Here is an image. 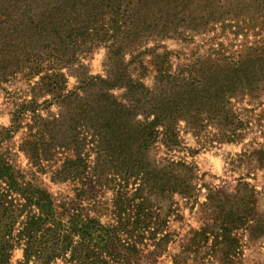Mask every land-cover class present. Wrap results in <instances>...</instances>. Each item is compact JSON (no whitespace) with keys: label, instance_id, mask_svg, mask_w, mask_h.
Returning a JSON list of instances; mask_svg holds the SVG:
<instances>
[{"label":"trees","instance_id":"16d2710c","mask_svg":"<svg viewBox=\"0 0 264 264\" xmlns=\"http://www.w3.org/2000/svg\"><path fill=\"white\" fill-rule=\"evenodd\" d=\"M220 1L0 0V92L22 79L28 93L0 135L13 138L24 130L18 150L30 165L23 172L0 153V264H10L16 249L23 250L19 264H145L159 254L168 235L158 238L152 226L158 212L146 187L187 198L194 188L152 166L151 147L160 139L178 147L181 123L196 138L213 128L222 143L241 140L243 123L232 101L264 80V71L253 69L264 58L254 54L240 61L195 54L174 67V52L148 47L156 39H188L224 20H241L221 11ZM229 2L227 9L234 5ZM101 46L104 75H92L85 61ZM251 155L264 165V150ZM46 173L58 184L84 185L89 177L100 186L112 175L135 188L128 198L116 192V220L103 224L100 216L84 213L81 199L92 200L84 186L69 208L38 182L37 174ZM240 186L234 194L209 196L213 226L195 233L211 246L220 239L223 262L231 260L239 231L264 238V215L244 193L251 192L248 184ZM146 240L154 247L150 257L140 249Z\"/></svg>","mask_w":264,"mask_h":264},{"label":"rangeland","instance_id":"374dc122","mask_svg":"<svg viewBox=\"0 0 264 264\" xmlns=\"http://www.w3.org/2000/svg\"><path fill=\"white\" fill-rule=\"evenodd\" d=\"M232 1L234 5L227 9L229 0H221L224 5L221 11L229 13L230 16L239 14L243 16L241 20H224L212 26L210 31L188 39H156L150 41L148 47L164 45L174 52V67L187 64L197 54L212 58L225 56L232 58V61L243 60L248 54L264 58V0ZM105 56L106 49L101 46L85 61L92 75H104ZM253 69L264 71V65L261 66L257 61ZM151 82V78L147 80V84L151 85ZM75 83V78L70 77L69 89H72ZM4 88L5 91L0 92V131L10 126L15 105L28 94L26 80H13ZM232 102L236 117L243 123L242 129L239 130L243 135L241 140L222 143L215 137L217 132L213 128H208L205 136L196 138L181 123L178 147L167 148L161 139L151 147L148 158L152 166L182 178L194 189L192 197L187 198L168 193L162 196L158 190H149L146 187L156 205L153 209L158 212L152 226L160 232L158 238L166 234L168 237L158 248L159 254L149 260L145 258V264H175L174 261L177 264H264V238H249L247 233L239 231L236 235L238 245L231 254V260L223 262L221 246L218 244L220 239H212L214 242L211 246L210 243H203L195 234L201 232L204 227L207 229L213 226V222L209 221V196L213 198L217 192L227 195L237 193L239 186L244 183H247L251 190L244 193L253 195L257 211L264 215V165H261L256 155H251L254 150H264V80L253 85L250 95L239 97ZM23 136L24 130L13 138L4 139L0 135V153H4L8 160L27 173L30 170L28 159L18 150ZM50 175L37 174L38 182L58 200L65 201L69 208L76 205L75 191L84 186L87 197L92 198L81 199L84 213L92 217L100 216L103 224H113V220H116L112 214L113 203L117 200L116 192L120 190L122 195L128 198L130 190L135 188L134 185L126 186L112 175L108 176V182L103 181L104 186L94 183L89 177L84 179V185L79 184L80 186L69 182L58 184L51 182ZM137 182L142 184V181ZM240 194L242 195L241 186ZM124 201L129 204V200ZM216 225L218 227V223ZM210 242L212 243L211 240ZM150 244L151 241L146 240L140 246L146 257H150L149 253L154 250ZM22 259L23 250L16 249L10 264H19ZM54 264L65 263L58 260Z\"/></svg>","mask_w":264,"mask_h":264}]
</instances>
